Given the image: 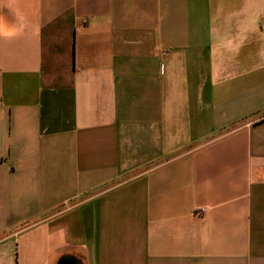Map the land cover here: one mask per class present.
I'll use <instances>...</instances> for the list:
<instances>
[{
    "label": "crops",
    "instance_id": "1",
    "mask_svg": "<svg viewBox=\"0 0 264 264\" xmlns=\"http://www.w3.org/2000/svg\"><path fill=\"white\" fill-rule=\"evenodd\" d=\"M0 264H264V0H0Z\"/></svg>",
    "mask_w": 264,
    "mask_h": 264
},
{
    "label": "built area",
    "instance_id": "2",
    "mask_svg": "<svg viewBox=\"0 0 264 264\" xmlns=\"http://www.w3.org/2000/svg\"><path fill=\"white\" fill-rule=\"evenodd\" d=\"M205 211L204 208H202L201 210H199V213H203Z\"/></svg>",
    "mask_w": 264,
    "mask_h": 264
}]
</instances>
